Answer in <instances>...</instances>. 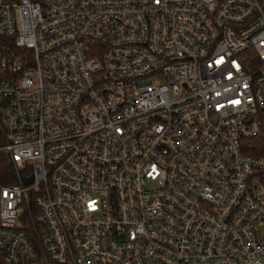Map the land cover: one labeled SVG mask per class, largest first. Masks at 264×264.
<instances>
[{
    "label": "built area",
    "instance_id": "2783aa9c",
    "mask_svg": "<svg viewBox=\"0 0 264 264\" xmlns=\"http://www.w3.org/2000/svg\"><path fill=\"white\" fill-rule=\"evenodd\" d=\"M0 37V264H264V0H0Z\"/></svg>",
    "mask_w": 264,
    "mask_h": 264
},
{
    "label": "trees",
    "instance_id": "16d2710c",
    "mask_svg": "<svg viewBox=\"0 0 264 264\" xmlns=\"http://www.w3.org/2000/svg\"><path fill=\"white\" fill-rule=\"evenodd\" d=\"M7 40L5 38L0 37V46ZM259 119L261 121L260 130L257 134L249 137L244 138L242 140V151L246 154H250L253 156L258 157H264V105L259 110ZM4 134L3 131L0 129V146L4 144ZM16 182V179L11 174L10 171V163L7 157V154L0 150V184L8 185L13 184ZM30 216L33 215V213H28ZM26 214L27 218H29V215ZM28 226L26 227L27 234L29 235V238L33 241L36 249L39 251L40 257H47L45 252L41 249V247L38 245V240L34 233V224L29 221H27Z\"/></svg>",
    "mask_w": 264,
    "mask_h": 264
},
{
    "label": "water",
    "instance_id": "95a60500",
    "mask_svg": "<svg viewBox=\"0 0 264 264\" xmlns=\"http://www.w3.org/2000/svg\"><path fill=\"white\" fill-rule=\"evenodd\" d=\"M8 158H9V156H8ZM10 171H11V174H12L13 176H16V171H15V169H14V166H13V163H12V162H10Z\"/></svg>",
    "mask_w": 264,
    "mask_h": 264
},
{
    "label": "rangeland",
    "instance_id": "374dc122",
    "mask_svg": "<svg viewBox=\"0 0 264 264\" xmlns=\"http://www.w3.org/2000/svg\"><path fill=\"white\" fill-rule=\"evenodd\" d=\"M4 140H5V138H4ZM8 157V156H7ZM8 160H9V158H8ZM9 163H10V161H9Z\"/></svg>",
    "mask_w": 264,
    "mask_h": 264
}]
</instances>
